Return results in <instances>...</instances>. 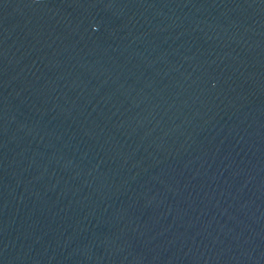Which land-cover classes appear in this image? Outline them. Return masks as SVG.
<instances>
[{
  "label": "water",
  "instance_id": "water-1",
  "mask_svg": "<svg viewBox=\"0 0 264 264\" xmlns=\"http://www.w3.org/2000/svg\"><path fill=\"white\" fill-rule=\"evenodd\" d=\"M0 264H264V0H0Z\"/></svg>",
  "mask_w": 264,
  "mask_h": 264
}]
</instances>
